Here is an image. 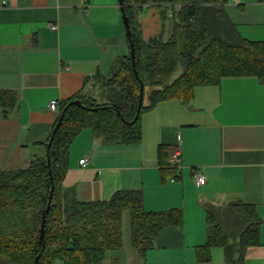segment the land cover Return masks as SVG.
Returning <instances> with one entry per match:
<instances>
[{"label":"crops","instance_id":"1","mask_svg":"<svg viewBox=\"0 0 264 264\" xmlns=\"http://www.w3.org/2000/svg\"><path fill=\"white\" fill-rule=\"evenodd\" d=\"M225 8L243 38L264 41V3L228 1ZM141 13L144 40L163 29L164 40L170 37L172 22L163 26L160 8L143 6ZM129 52L119 0H0V92L17 96L6 117L0 111V170L26 169L43 156L58 117L50 102L78 92L99 98L92 78L107 75ZM141 134L136 145H104L83 129L69 147L63 190L83 203L139 190L145 210L179 209L183 223L160 232L143 259L130 232L123 234V246L108 251L102 264H225L222 248L212 247L210 261L201 263L196 247L206 242V207L236 201L253 206L261 221L260 244L247 250L244 264H264V82L225 77L196 87L188 104L160 102L142 114ZM178 142V179L163 180L157 150L166 148L169 162Z\"/></svg>","mask_w":264,"mask_h":264},{"label":"trees","instance_id":"2","mask_svg":"<svg viewBox=\"0 0 264 264\" xmlns=\"http://www.w3.org/2000/svg\"><path fill=\"white\" fill-rule=\"evenodd\" d=\"M123 1L134 49L118 57L107 75L92 79L100 97L78 92L58 105V117L72 101L53 137L47 154L33 158L28 168L0 170V264H102L108 251L123 246L122 219L129 215V241L138 257L145 258L160 232L183 223L179 209L154 212L143 205L139 190H118L107 201L79 202L63 190L69 147L83 130L104 145H136L141 140V116L163 101L188 104L196 87L217 86L225 77H256L264 82V41L243 38L226 12L228 0H119ZM264 3V0H257ZM143 6L161 9V21L172 22L164 40L160 34L143 39L139 22ZM181 68L175 79L172 76ZM140 83L148 93L135 120ZM17 104L14 92H0V111L7 116ZM135 120V121H134ZM159 146L157 160L163 180L178 179L176 167ZM50 160L48 165L47 160ZM170 179V180H171ZM53 188L48 212L45 213ZM44 238L40 242L42 216ZM206 242L196 247V260L209 262L212 247L224 252L225 264H244L249 248L260 244V219L243 202L207 206Z\"/></svg>","mask_w":264,"mask_h":264},{"label":"water","instance_id":"3","mask_svg":"<svg viewBox=\"0 0 264 264\" xmlns=\"http://www.w3.org/2000/svg\"><path fill=\"white\" fill-rule=\"evenodd\" d=\"M119 6H120V9H121V13H122V20H123L124 28H125V31H126V36L130 39L131 33H130L129 21L127 19L126 14H125V6H124L123 1H119ZM130 56H131V59H132L133 65H134L135 59H134V49H133L132 44L130 45ZM143 99H144V88H143V85L140 83V95H139L138 108H137V114H136L135 120L137 119V117H138V115L140 113V109H141L142 104H143ZM71 105L80 106V102L79 101H72V102H70L68 104V106L65 107L64 110L61 112L59 121H58L56 127L54 128V130L52 131L50 141L47 144V154L49 152V149H50V146L52 144L53 137H54V135H55V133L57 131V128L60 126V124H61V122L63 120L64 113H65L66 109L69 106H71ZM47 162H48V165H49L50 164L49 158H48ZM52 193H53V188H51V190H50L49 203H48V207H47L45 213L48 212L50 200H51V197H52ZM45 213L42 216L41 230H40V242H39L43 247H44V243H42V240L44 238ZM38 260H39V256L36 258L35 264H39Z\"/></svg>","mask_w":264,"mask_h":264},{"label":"built area","instance_id":"4","mask_svg":"<svg viewBox=\"0 0 264 264\" xmlns=\"http://www.w3.org/2000/svg\"><path fill=\"white\" fill-rule=\"evenodd\" d=\"M92 0H84L85 3H88V2H91ZM228 1H233L235 3H238V0H228ZM51 26V25H50ZM49 109L53 112H58V103L57 101H51L50 104H49ZM180 152H181V149H180V144L178 142L173 154L171 155V157L169 158V162L172 166H175V167H179L180 166ZM88 163V160L87 159H82L79 161V164L82 166V167H85ZM176 179L172 178L170 181H175ZM194 180H195V183L198 185V186H202L205 184L206 180H205V177L204 175L201 173V172H197L194 174Z\"/></svg>","mask_w":264,"mask_h":264},{"label":"rangeland","instance_id":"5","mask_svg":"<svg viewBox=\"0 0 264 264\" xmlns=\"http://www.w3.org/2000/svg\"><path fill=\"white\" fill-rule=\"evenodd\" d=\"M142 16V13H140V18ZM181 68H179L175 74L172 76V79H175L176 77H178L181 73ZM122 231H123V234L125 235H129V216H128V213L127 212H124L123 214V224H122Z\"/></svg>","mask_w":264,"mask_h":264}]
</instances>
